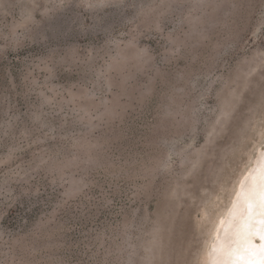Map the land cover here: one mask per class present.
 <instances>
[{
	"label": "rangeland",
	"instance_id": "obj_1",
	"mask_svg": "<svg viewBox=\"0 0 264 264\" xmlns=\"http://www.w3.org/2000/svg\"><path fill=\"white\" fill-rule=\"evenodd\" d=\"M219 2L0 0V188L17 196L0 194V264H117L132 214L154 240L137 260L208 264L264 150V0Z\"/></svg>",
	"mask_w": 264,
	"mask_h": 264
},
{
	"label": "bare ground",
	"instance_id": "obj_2",
	"mask_svg": "<svg viewBox=\"0 0 264 264\" xmlns=\"http://www.w3.org/2000/svg\"><path fill=\"white\" fill-rule=\"evenodd\" d=\"M245 177L229 217L215 228L208 264H264V150Z\"/></svg>",
	"mask_w": 264,
	"mask_h": 264
},
{
	"label": "trees",
	"instance_id": "obj_3",
	"mask_svg": "<svg viewBox=\"0 0 264 264\" xmlns=\"http://www.w3.org/2000/svg\"><path fill=\"white\" fill-rule=\"evenodd\" d=\"M186 1L192 2V5L197 6V7L202 6L204 4H207V2H209V0H186ZM223 2H224V0H220L218 5L222 4ZM143 11L148 13V12H150V8L147 7ZM167 12H168V9L161 12L160 15L166 14ZM230 12H232V11H230ZM197 20H194V21H197ZM186 21H187L186 18H182L179 23H183ZM208 32H209L208 28H205V29L203 28V29H198V30L190 29L189 35L191 37L203 40L204 38H206V36H208ZM222 46L225 47L226 51H228L232 48V44H230L229 42L223 43ZM182 52H184L182 50V47L176 48L175 53H182ZM188 53L191 54L192 51L188 50L184 54H188ZM114 55H115L116 59L119 61V58L117 56L119 54H114ZM140 56H141V58L143 57L142 54H140ZM145 68L146 67H145L144 60H142L140 62V67H139L137 72H142L143 70H145ZM101 73L103 74L104 72H101ZM102 78H104V76H102ZM152 78H154V76H152ZM177 81L183 82V84L187 83V80L185 78H178ZM214 81H215V79L211 81V84ZM99 83L100 82H97V84H96L97 88L94 89L95 93L98 92ZM147 85L150 86V83ZM148 86H147V88H145L143 90V92L141 94V96L143 98L146 97L147 93L149 92ZM178 90H180V89H178V88L175 89V92H172L167 97L168 101L166 103L165 109L168 110V107H170L169 106L170 103H173L176 101V99L178 98V96L176 94L178 92ZM105 107H106V109L103 111L101 116L106 117L107 115H109V112L111 111V105L106 104ZM187 108H189L191 110L196 109V111L199 109V108H195V106H192V104L187 106ZM187 108H182V111L184 109H187ZM168 112L172 113V111H170V110H168ZM168 112L166 111L165 115ZM77 113L74 114V118L77 121L84 120L87 127H92V126L96 125V122H92L90 120V118L84 114V112H77ZM37 118H38V116H35V119H37ZM71 146H76L80 149H85V148L92 149V148H95L97 146V144L96 143H88V142H85L84 140H82V138L75 137V138H72ZM186 159H187L186 155H184L183 160L186 161ZM42 163H40V164H42ZM66 164L68 167H73V166L77 165L78 167H80L85 172L93 171L94 168H96V166H97V163H95L93 161H84V160L80 161L74 157H67L66 158ZM169 167H170L169 164L164 163L161 165V167L158 169V171H165ZM26 176L27 175L25 174L24 177H26ZM66 182H72L76 186V188L79 190L87 186V184H86V182H84V180L76 179V178H72V177L66 179ZM2 192H8V198H10V200H14L17 198V196H14L16 194H14V192H12V190H10V188H5V189L0 188V194ZM130 219L131 220L123 226V234H120L121 235V245L118 247V256L121 260H119V262L117 264H138L137 261H141L140 263H142V264H152L154 261H156V258H157V254L153 253V251H151V254H149V255L140 256L141 260L136 259V255H137L136 252L138 251V249L145 248L146 245L148 246V244L152 245L153 241H154L153 239H148L146 236L147 230L144 228L146 218H144V216H139L138 214H132V217Z\"/></svg>",
	"mask_w": 264,
	"mask_h": 264
},
{
	"label": "snow or ice",
	"instance_id": "obj_4",
	"mask_svg": "<svg viewBox=\"0 0 264 264\" xmlns=\"http://www.w3.org/2000/svg\"><path fill=\"white\" fill-rule=\"evenodd\" d=\"M261 187L264 188V184H262ZM261 198L264 199V192L261 193ZM250 207H251V205H250ZM262 238H264V237H262Z\"/></svg>",
	"mask_w": 264,
	"mask_h": 264
}]
</instances>
